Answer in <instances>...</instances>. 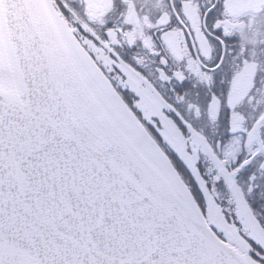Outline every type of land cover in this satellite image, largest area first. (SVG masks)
<instances>
[{"label": "snow or ice", "instance_id": "snow-or-ice-1", "mask_svg": "<svg viewBox=\"0 0 264 264\" xmlns=\"http://www.w3.org/2000/svg\"><path fill=\"white\" fill-rule=\"evenodd\" d=\"M0 264H264V0H0Z\"/></svg>", "mask_w": 264, "mask_h": 264}]
</instances>
